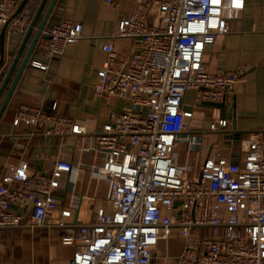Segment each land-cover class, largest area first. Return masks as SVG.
<instances>
[{"label": "built area", "instance_id": "1", "mask_svg": "<svg viewBox=\"0 0 264 264\" xmlns=\"http://www.w3.org/2000/svg\"><path fill=\"white\" fill-rule=\"evenodd\" d=\"M122 1L131 8L104 39L92 91L125 101V109L110 112L91 138L71 117L16 110L12 126L27 136H73L79 144L74 160L56 158L48 174L24 160L7 167L0 176V235L57 232L72 250L65 264H264V133L241 141L236 162L218 152L200 159L204 136L192 125L205 103L231 100L246 71L241 65L209 72L203 64L206 45L229 33L245 0ZM17 3L0 0V29ZM30 20L20 13L10 31H24ZM43 34L36 46L42 61L30 62L41 71L81 38L82 26L62 18ZM116 38L134 40L137 51L121 55ZM188 92L192 103L184 105ZM229 125L219 120L208 130ZM80 173L103 194L79 192ZM87 199V220L74 224L76 203Z\"/></svg>", "mask_w": 264, "mask_h": 264}, {"label": "crops", "instance_id": "2", "mask_svg": "<svg viewBox=\"0 0 264 264\" xmlns=\"http://www.w3.org/2000/svg\"><path fill=\"white\" fill-rule=\"evenodd\" d=\"M21 1L18 0L17 6ZM39 2L37 0L35 8ZM33 4L29 5V9L34 8ZM130 8L131 5L122 0H114L111 4L107 0H56L48 25L62 18L70 19L81 24V38L67 45L60 58L48 62L45 71L30 66L31 61H42L38 53L31 55L32 58L30 57L16 83L0 119V176L6 172L7 167L20 160L26 161L31 169L48 174L56 158L75 159L78 137L71 136L63 141L57 137H30L27 136L29 131L23 127H13L12 121L20 106L71 117L83 125L88 138L107 123L106 117L110 112L125 109V101L97 97L92 89L97 71L105 61V54L101 49L104 39L113 33L118 20ZM34 13L31 14L30 10V19ZM40 20L41 16L23 46L0 103L19 69ZM27 30L28 26L22 32L12 33L10 25L6 30L4 59L0 66V87L25 40ZM112 44L125 57L138 49L137 43L130 38H116L112 40ZM203 64L209 72H214L217 68L235 70L241 65L246 67L232 99L220 107L202 105L196 111L197 119L192 122L195 130L203 134L204 140L210 138L215 143L212 146L204 145V154L218 152L236 162L237 160L232 159L235 145L239 149L238 145L242 140L264 133V0H245L243 14L240 19L230 22L229 33L214 44L206 45ZM192 96L193 93H186L184 105L192 103ZM204 120L206 125L203 127ZM219 120H226L230 125L210 132L209 124ZM84 181V175L80 173L77 183L79 192L92 196L103 194V190L96 192L93 184ZM99 186L104 189L103 184ZM89 205L88 199L76 203L79 220H87ZM165 263L168 264L167 261Z\"/></svg>", "mask_w": 264, "mask_h": 264}, {"label": "rangeland", "instance_id": "3", "mask_svg": "<svg viewBox=\"0 0 264 264\" xmlns=\"http://www.w3.org/2000/svg\"><path fill=\"white\" fill-rule=\"evenodd\" d=\"M204 122L205 120L202 122L203 127L206 125ZM212 140L205 138L203 144L212 146L215 144ZM232 152V159L238 160L239 152L236 145ZM201 154L200 159H203L204 153ZM57 235H59L57 232L36 231L31 233L25 229L2 233L0 235V264H65L72 250L70 247L61 246ZM167 262L175 264L172 259ZM158 264H164V261H159Z\"/></svg>", "mask_w": 264, "mask_h": 264}, {"label": "water", "instance_id": "4", "mask_svg": "<svg viewBox=\"0 0 264 264\" xmlns=\"http://www.w3.org/2000/svg\"><path fill=\"white\" fill-rule=\"evenodd\" d=\"M29 2V0H22L18 6L16 7L15 11L13 12V14L10 16V18L6 21V23L2 26V29H1V36H0V44H1V50H0V66L2 65L3 63V59H4V37H5V33H6V30L7 28L9 27L10 23L15 20L20 13H22L27 5V3ZM56 0H41L30 23L28 24V30H27V33H26V36H25V40L23 41V44L21 46V48L19 49L11 67L9 68V71L8 73L6 74V77L0 87V98L8 84V81H9V78L10 76L12 75L13 71H14V68H15V65L20 57V54L22 52V49H23V46L29 36V34L31 33V31L36 27V24L38 22V20L40 19V16H41V20L36 28V31H35V34H34V37L27 49V52L24 56V58L22 59L20 65H19V69L17 70L13 80H12V83L10 84L8 90L6 91V94L2 100V102L0 103V119L2 117V114L8 104V101L13 93V90L16 86V83L18 82L24 68L27 66L29 60H30V57L32 55V52L34 50V47L36 46V44L40 41V40H43L45 39V35L43 34L44 32V29L48 26L49 24V16L52 12V9L54 7V4H55ZM204 106H218L220 107L221 104H216V103H205ZM73 222L74 224H79L80 221H78V210H75V213H74V218H73Z\"/></svg>", "mask_w": 264, "mask_h": 264}, {"label": "trees", "instance_id": "5", "mask_svg": "<svg viewBox=\"0 0 264 264\" xmlns=\"http://www.w3.org/2000/svg\"><path fill=\"white\" fill-rule=\"evenodd\" d=\"M41 1V0H40ZM31 3H34L33 4V6H34V8H31V9H29V5H31ZM40 3V2H39ZM37 5V0H29V2L27 3V5H26V7H25V9L24 10H27L28 12H29V16H30V10H31V14L33 13V12H35L36 11V9L37 8H35V6ZM39 5V4H38ZM38 7V6H37ZM28 8V9H27ZM27 12V13H28ZM36 53H37V50L35 49L34 51H33V53H32V56L33 55H36ZM32 56H31V58H32ZM60 243V242H59ZM61 245V244H60ZM62 246V245H61ZM63 247H65V246H63Z\"/></svg>", "mask_w": 264, "mask_h": 264}]
</instances>
